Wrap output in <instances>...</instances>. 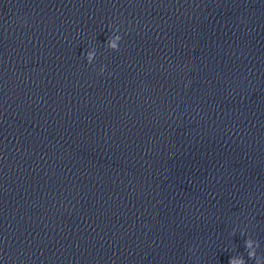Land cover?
Listing matches in <instances>:
<instances>
[{
    "label": "clouds",
    "instance_id": "clouds-1",
    "mask_svg": "<svg viewBox=\"0 0 264 264\" xmlns=\"http://www.w3.org/2000/svg\"><path fill=\"white\" fill-rule=\"evenodd\" d=\"M108 28L112 30L113 35L109 36L105 42L106 47L112 51H119L120 42L122 36L119 34V28H113L111 23H109ZM97 52L95 48H92L85 54V59L88 64H93ZM105 71V66H101L100 74H103ZM109 75H111L109 73ZM260 247V242L258 240L252 239L250 236L245 240V250L247 256L250 260H254L255 264H264V256L257 255V249ZM229 264H246V260L243 255L232 256L229 260Z\"/></svg>",
    "mask_w": 264,
    "mask_h": 264
}]
</instances>
